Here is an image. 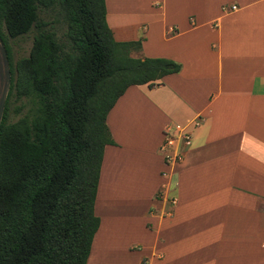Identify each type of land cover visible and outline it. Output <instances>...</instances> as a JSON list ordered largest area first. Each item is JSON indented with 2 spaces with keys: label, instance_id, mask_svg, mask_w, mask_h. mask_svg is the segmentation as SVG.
<instances>
[{
  "label": "crops",
  "instance_id": "0c3cea01",
  "mask_svg": "<svg viewBox=\"0 0 264 264\" xmlns=\"http://www.w3.org/2000/svg\"><path fill=\"white\" fill-rule=\"evenodd\" d=\"M104 6L116 42L140 41L131 58L180 69L129 86L105 117L114 144L102 152L85 264H264V0ZM7 89L0 45V114ZM168 127L189 143L165 166Z\"/></svg>",
  "mask_w": 264,
  "mask_h": 264
},
{
  "label": "trees",
  "instance_id": "16d2710c",
  "mask_svg": "<svg viewBox=\"0 0 264 264\" xmlns=\"http://www.w3.org/2000/svg\"><path fill=\"white\" fill-rule=\"evenodd\" d=\"M31 34L26 57L12 40ZM8 89L0 114V264H85L105 117L129 86L152 87L179 64L131 58L104 0H0ZM10 116H16L10 121Z\"/></svg>",
  "mask_w": 264,
  "mask_h": 264
},
{
  "label": "built area",
  "instance_id": "2783aa9c",
  "mask_svg": "<svg viewBox=\"0 0 264 264\" xmlns=\"http://www.w3.org/2000/svg\"><path fill=\"white\" fill-rule=\"evenodd\" d=\"M229 9L232 11L235 9V6H230ZM188 143L189 135L187 132L177 128H165L162 142L158 148L164 165L167 166L179 162L181 159V152Z\"/></svg>",
  "mask_w": 264,
  "mask_h": 264
},
{
  "label": "rangeland",
  "instance_id": "374dc122",
  "mask_svg": "<svg viewBox=\"0 0 264 264\" xmlns=\"http://www.w3.org/2000/svg\"><path fill=\"white\" fill-rule=\"evenodd\" d=\"M30 45H31V34H28L24 37L12 40L10 43V48L12 51L13 61H17L18 59L26 57L28 54ZM15 119H16V116L15 117L10 116V121H14ZM116 204L117 202H114V205Z\"/></svg>",
  "mask_w": 264,
  "mask_h": 264
}]
</instances>
